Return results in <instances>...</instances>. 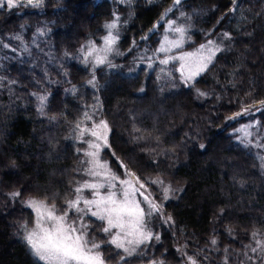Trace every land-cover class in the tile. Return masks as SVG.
<instances>
[{
    "label": "trees",
    "instance_id": "1",
    "mask_svg": "<svg viewBox=\"0 0 264 264\" xmlns=\"http://www.w3.org/2000/svg\"><path fill=\"white\" fill-rule=\"evenodd\" d=\"M172 24L188 38L178 53L223 46L191 86L158 52ZM114 29L125 56L90 80L83 56ZM263 39L264 0H0V264H45L24 239L35 223L25 202L67 210L88 113L109 125L111 170L134 173L160 206L131 254L85 217L106 263L264 264V159L235 131L258 120L264 151Z\"/></svg>",
    "mask_w": 264,
    "mask_h": 264
},
{
    "label": "snow or ice",
    "instance_id": "2",
    "mask_svg": "<svg viewBox=\"0 0 264 264\" xmlns=\"http://www.w3.org/2000/svg\"><path fill=\"white\" fill-rule=\"evenodd\" d=\"M176 2L179 3V0H176ZM15 5L16 0H7L9 8ZM106 27L113 28L115 23L108 24ZM175 31L182 32L183 29L177 28ZM115 39L111 34L104 38V51L111 50V45L115 42ZM209 43L211 44V41ZM201 47L203 48L204 45H201ZM160 50L164 51L165 49L161 48ZM95 51L97 50L93 48L89 55ZM105 59L106 57L97 56L96 61L98 64H102ZM201 59L203 60V57ZM207 60L210 62L211 56ZM163 62L167 63V61ZM206 66L207 64L204 63L198 66L195 71H190L189 79L204 71ZM41 99L43 100L44 98L42 97ZM85 131H89L93 137L107 145V123L105 121H101L99 125H96L95 130H81V136H83ZM90 147L95 149V151L86 153L92 158L89 161L92 164V168L88 169V174L92 177L103 178L104 182H85L80 187L75 188V196L65 202L67 210L62 214H57L55 204L49 205L43 200L36 199L28 201V205L33 208L36 214V221L35 227L27 233L24 239L34 255L44 261L45 264H105L102 254L98 251L100 244L87 238V225L81 223L77 226L76 221H69V211H74L78 214L90 212L92 216L105 221L106 226L102 229L103 232L111 234L113 229L117 230L109 243L117 248L124 249L126 252L129 249L125 248V243L139 245L152 238V233L144 230V209L140 207V202L135 199L136 193L144 185L139 184V187H137L139 178L135 177L134 173H128L129 179L119 181L123 187L121 196L118 198L117 192L111 189L116 188L112 181L119 180V177L112 174L107 164L99 160L101 145L92 143ZM106 185L110 190L107 191V194H102L100 190L104 189ZM84 189L92 190V199H84L82 195ZM167 191L168 189H165V192ZM12 195H19V193H13ZM144 199L147 201L148 197L145 196ZM81 204L84 207H81ZM93 207L95 208L94 211L92 210ZM151 207L152 209L158 208L155 204H151ZM129 237L132 239H129ZM156 238L159 239V237ZM253 250L255 251V249ZM193 264H195V261H193Z\"/></svg>",
    "mask_w": 264,
    "mask_h": 264
},
{
    "label": "rangeland",
    "instance_id": "3",
    "mask_svg": "<svg viewBox=\"0 0 264 264\" xmlns=\"http://www.w3.org/2000/svg\"><path fill=\"white\" fill-rule=\"evenodd\" d=\"M177 28L183 29V31L182 32L175 31V29H177ZM110 34H111V36L115 37L116 39L118 38L117 37L118 36V30L117 29H114ZM116 39H115V42L111 45L110 51H104L105 43L103 41V43L101 45L92 44L89 47L90 51L93 48L96 49L97 51L92 52L91 55L86 54L85 56H83L84 63L87 65V67L91 71L90 80L96 79L95 70L99 65L103 64V63L102 64L97 63V61H96L97 56L106 57L104 63H107L110 58L118 59V58L125 56L123 51H121L120 49L117 50ZM187 39H188L187 34L184 31V28L181 25H173L172 24V25L168 26V31L164 35L163 41H162L161 46H160V49L163 48L165 50L161 51L159 49L158 52L159 53L161 52L162 54L165 55V57H163V61H167V62L168 61H177V63H179V70L181 72L182 78L184 79V81L186 82L187 85L191 86L193 84L194 80L203 71L199 72L197 75L192 76V78L189 79L190 71H195L198 66H200L201 64H204V63H206L208 66L210 64V62L214 59L217 52L220 51L223 46L219 44V41L213 40V41H211V44L209 43L210 41L206 42V44H204L203 48L199 47V48L192 50V51H185L182 53H178L176 50L178 48L182 47L185 44V42L187 41ZM263 43H264V39H263ZM174 45H178V46H174ZM209 56H211L210 62L207 60V58ZM201 57H203V60L201 59ZM163 61H162V63H164ZM182 66H183V68H182ZM207 66H206V68H207ZM127 67H130V66H127ZM204 98H205V95L201 96V100H203ZM138 100L139 99L131 100L130 97H128V96L125 98V102H130L132 104H139V102H143V100H139V101ZM247 114H248L247 111L242 112L239 115H237L236 117L238 118L241 115H243V117H245ZM88 115H89V113L84 118L83 122L80 124V140H81V143L83 144V157H82L81 165L79 167V171H78L79 172V175H78L79 178H78V181L76 183L75 188L80 187L85 182H104L103 178L92 177L88 174V169L92 168V164L89 162V161H91L92 158L90 156L86 155V153L91 152V151H95V149L90 147V145L92 143H99L101 145V147L99 149V160L102 163H106L107 167H108V169H110L111 173L114 174L116 177H118L111 170L107 161L104 160L102 157L104 150L109 147V133H110L109 125L106 122V120L103 119L101 116H100V118H98L97 116L96 117H88ZM162 115H164V113ZM101 121H105L107 123V131H106L107 145H104L103 141H99V140H97L96 137H93L89 131H85L83 136H81V130H83V129L95 130L96 125H99ZM260 126H261L260 122L256 119H253L250 124H247L244 122L239 124V126L237 127V129L235 131L238 132L237 138H239L240 141H243L246 143H252L253 145L259 147V149L262 151L260 153L261 157L264 159L263 146L257 142H254V138H257L260 134ZM120 131H122L121 128H120ZM137 154H138V152H134V153H132V156H137ZM220 154H222V153H220ZM132 156H131V158H132ZM263 162H264V160H263ZM128 173L129 172H126L125 177H122V178L119 177V180L112 181V183H114L116 185V188L111 189V190L117 192L118 198H120V196H121V189L123 187L119 181L129 179L130 177H129ZM54 178H55V176H54ZM139 184H142V183L139 181V183L136 186L139 187ZM109 190L110 189H108V187L106 185V187L104 189H101L100 191L102 192V194H107V191H109ZM141 193H143V195H141ZM82 195H83L84 199H92L93 198L92 190H90V189H84ZM74 196H75V194H74ZM145 196L148 197L147 201L144 199ZM32 199H34V198H29L28 200H26V202H25L26 205H28V201L32 200ZM135 199L140 202V207L144 209V213H145L144 230L146 232H151V230L148 229L147 220L150 219V217L155 216L156 214H160L159 213L160 206L155 203L152 193L146 189V186L141 188L139 190V192L136 193ZM149 201H151V203H149ZM151 204L157 205L158 208L152 209ZM81 207H84L83 204H81ZM30 208L33 210L32 207H30ZM92 210L94 211L95 208L93 207ZM33 212H34V210H33ZM88 215H90L89 217H94L91 215L90 212H88L86 214H78V213L74 212V218L72 220H69V221L70 222L76 221L77 226H79L81 223L87 225L85 217ZM35 221H36V214H35ZM103 222H104V225L106 226V222L105 221H103ZM34 227H35V223H34V226L29 231H31ZM87 231H88V228L86 229V233H87ZM116 231H117L116 229H113L112 233L109 234L111 238H113V235L116 233ZM0 232L2 234L1 230H0ZM129 239H132V238L129 237ZM147 241H145V242H147ZM142 244L143 243H141L139 245L125 243V248L129 249V251L126 252L124 249H122V248L121 249L123 251H125L126 253L131 254L135 250H137ZM2 250H4V249H2V247H0V252H2ZM263 250H264V248H263ZM42 262H44V261H42ZM1 264H7V261L4 260V261H2ZM105 264H108V263L105 262Z\"/></svg>",
    "mask_w": 264,
    "mask_h": 264
}]
</instances>
